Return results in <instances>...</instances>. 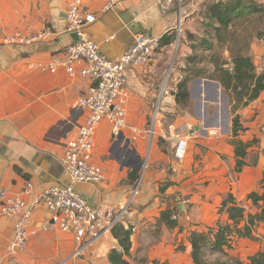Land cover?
<instances>
[{
  "label": "crops",
  "instance_id": "obj_1",
  "mask_svg": "<svg viewBox=\"0 0 264 264\" xmlns=\"http://www.w3.org/2000/svg\"><path fill=\"white\" fill-rule=\"evenodd\" d=\"M226 1L119 0L107 10L109 0H83V9L97 15L96 23L85 30L86 35L108 59L121 58L140 35L162 40V50L150 65L128 73L127 128L120 138H115L108 122H102L96 131L94 161L104 170L106 180L75 185L89 203L120 209L129 203L139 182L143 159L151 162L141 193L129 217H125V226L133 227L132 247L125 262L144 264V257L147 264H195L191 251L184 255L166 250L170 241L166 235L170 229L174 234L183 230L182 218L178 228H171L162 220L164 212H171V219L176 213L185 212L189 202L216 212L214 229L223 223L220 209L229 195L239 207H244L243 200L253 204L257 213L250 215L264 209V199L257 204L249 200L252 193L264 196V92L248 106L236 108L233 94L219 77L232 57L217 61L213 53L229 41L225 36L216 38L214 26L211 33L203 25L209 19L207 7ZM68 4L69 0H0V40L17 33L35 34L45 28L55 34L50 42L0 46V186L20 194L31 182L32 195L26 198L29 202L50 186L70 184L61 158L88 115L76 104L93 82L71 75L62 66L55 72L45 70L63 59L65 49L78 39L68 32ZM179 27L182 33L178 39ZM169 40L172 44H164ZM174 43L185 61L166 58L163 51ZM210 45L212 50H208ZM257 52V47L251 46L243 55L250 57L256 73L262 74ZM183 80L187 81L190 95L185 104L176 99ZM237 116L245 130L235 137ZM151 130L154 134L150 135ZM178 138L188 139L189 147L183 161L172 162L163 148L171 144L175 149L174 140ZM239 142L249 145L241 172L236 169ZM134 174L136 180L132 178ZM177 189L178 198L184 201L176 208L171 202L163 204L161 194H173ZM223 214L229 220L228 213ZM50 217L45 206L36 207L27 250L9 256L7 249L14 238L15 220L0 213V264L87 263V250L80 257L75 256L77 244L72 233L45 230ZM157 224L163 227V234L156 231L158 236L151 244L150 233ZM112 250L121 248L111 234L93 245L92 264H111Z\"/></svg>",
  "mask_w": 264,
  "mask_h": 264
},
{
  "label": "built area",
  "instance_id": "obj_2",
  "mask_svg": "<svg viewBox=\"0 0 264 264\" xmlns=\"http://www.w3.org/2000/svg\"><path fill=\"white\" fill-rule=\"evenodd\" d=\"M118 2L109 0L107 10L113 9ZM66 19L68 32L75 34L78 39L65 49L63 59L54 61L45 70L55 72L58 66H62L71 75L77 74L93 82V86L76 104L77 109L88 115L77 136L67 143L61 158L70 180L69 185L50 186L31 202L26 199L32 195L31 182L20 194L0 186V213L15 220L14 238L7 249L9 256H17L27 250L33 212L36 207L43 205L51 214L50 220L44 225L45 230L72 233L77 244L75 256L80 257L87 248L111 235L119 223L125 222L128 208L139 196L142 186V180H139L132 190L129 203L120 209L89 203L75 189L79 183L100 184L106 180L104 170L94 161L96 131L102 122H108L115 138H120L127 128L128 73L136 67L150 65L162 50V40L160 37L140 35L121 58L110 60L101 54L100 47L86 35L85 30L96 23L97 15L83 9V0H69ZM181 33V29H178V39ZM21 34L6 36L0 40V46L50 42L55 36L50 28L26 36ZM151 134H154L153 130ZM188 147V139L178 138L174 149L176 161L186 158ZM178 217L174 215L173 220L179 221Z\"/></svg>",
  "mask_w": 264,
  "mask_h": 264
},
{
  "label": "trees",
  "instance_id": "obj_3",
  "mask_svg": "<svg viewBox=\"0 0 264 264\" xmlns=\"http://www.w3.org/2000/svg\"><path fill=\"white\" fill-rule=\"evenodd\" d=\"M206 11L209 19L217 24V26L213 24L210 26H214L215 37L219 39L224 38V36L229 34L228 30L235 21L256 14L264 21L263 7L251 0H249V2H246L245 0H229L226 3H215L209 5ZM164 44L170 45L172 42L169 40L165 41ZM164 44L163 46H165ZM208 50H212L211 45ZM192 59L190 60L192 61ZM225 64L227 63H224V65ZM219 77L223 86L233 94V97L231 98L235 101L236 108L241 105L248 106L249 103L257 100L264 92V73L257 74L251 58L240 52L233 53L231 63L228 64L227 68L222 69V74H220ZM189 97L187 81L183 80L179 84L176 99L181 104H185V102L189 100ZM244 130V127L240 123V117L237 116L234 119V136H238V133ZM248 148L249 145L240 142L236 147L237 172H241L246 165L244 160ZM132 178L133 180H136L135 174ZM263 199L264 196H259L257 193L249 195V200H252L254 204H257ZM230 204L233 205L230 206ZM220 212L228 213L231 224L223 225L219 223L215 230L211 229L209 232L202 234H191V246L193 249L192 258L195 264H212L204 258L205 253H207L209 249L217 253H223L224 248L229 245L230 241L235 236L239 239H254L252 235L253 228L260 224H264V209L256 215H249L245 220L244 208L235 204L232 195H229L228 199L222 203ZM162 220L167 221V225L171 228H176V226H178V222L171 219V212H164L162 214ZM243 221H246V224L243 228H240L239 225ZM132 234L133 227L129 226V228H127L124 223H119L113 229L112 236L118 241L121 251H111L109 255V261L111 264H124L125 256L130 255ZM235 264L243 263L239 261ZM247 264H264V252L257 253L250 258V261Z\"/></svg>",
  "mask_w": 264,
  "mask_h": 264
},
{
  "label": "rangeland",
  "instance_id": "obj_4",
  "mask_svg": "<svg viewBox=\"0 0 264 264\" xmlns=\"http://www.w3.org/2000/svg\"><path fill=\"white\" fill-rule=\"evenodd\" d=\"M227 0L226 2H228ZM246 1V0H245ZM247 2V1H246ZM256 2V1H255ZM258 3V2H257ZM259 5H261L264 9V2H259ZM215 25V22L213 20L207 19L206 21L203 22V25L205 28H207V31H211V33H214L212 31V27L209 26L211 24ZM180 29V27H179ZM231 33H234V38L233 35L230 36V34H227L225 37L228 39V44L227 46L224 45V47H216L215 51L213 53H216V58L217 61H227L228 58L232 57L233 53H242V54H247V52L250 50L251 46L252 47H257L258 49V54H259V70L264 71V51L262 48H264V21L259 18V16L256 15H251L248 18H244L242 20L235 21L232 26L229 28ZM184 31V28H183ZM179 41V40H178ZM180 45V43H179ZM181 49L176 46V43L173 44V46L167 47L163 53H165L166 58L168 61H181L184 60L185 58H180V53ZM179 54V55H178ZM210 55V54H209ZM212 55V54H211ZM252 55H254L252 53ZM179 56L178 58H176ZM180 59V60H178ZM171 71V70H170ZM169 71V73H170ZM169 75V74H168ZM178 139H175L174 141L176 142ZM169 145V144H168ZM175 145V143H174ZM166 152V155L170 158V161H175L174 157V146L170 144V146H166L163 148ZM165 164V163H164ZM151 162L148 163V161L143 159L142 166H141V171L139 175V180H143L146 182V175L145 172L148 171V167L150 168ZM170 166V163H167L166 166ZM165 166V165H162ZM162 167H160L161 169ZM159 169V170H160ZM145 175V177H144ZM155 182V181H154ZM156 183V182H155ZM154 184H151L150 187L152 188ZM162 187V186H161ZM142 189V188H141ZM140 189V193H141ZM161 189V188H160ZM159 189V190H160ZM158 190V188H157ZM161 194V192L159 191ZM140 195V194H139ZM180 195V192L178 189L176 190L175 193L173 194H161V200L163 204H167L168 202H171L173 207H177L179 203L183 202L184 200L182 197L180 199L178 198ZM138 196L133 200V202L130 204L128 211L126 213V216L129 217L130 211L133 208L134 201ZM183 200V201H181ZM189 206H188V205ZM186 204V211L182 213H176L175 215H178V220L182 218L181 221V227L183 230L177 231V233L174 234V231L170 229L168 237H170V241H168L166 247L169 252L174 251V253L177 254H186L190 253L192 254V246H191V234L192 233H207L210 229L214 228L216 218L218 215L214 210H207V208L203 209L201 206L199 207L193 202H189ZM242 206H244V214H245V220L248 218V215L250 214H255V209H257L253 204H251L248 201H242ZM219 210V209H218ZM224 212L220 213V217L222 218L221 224L226 225V224H231V221L229 222L227 218V214H223ZM193 215V216H192ZM216 215V216H213ZM180 221V220H179ZM178 222V221H177ZM246 224V221H243L239 227L243 228L244 225ZM177 226L176 228H178ZM163 234V227L161 225L159 226L157 224L156 230H152L150 233V243H154V238H157L158 233ZM252 235L254 239H248V238H243L239 239L236 236L230 241L229 245L224 248L223 253H217L212 250H208L207 253H205L204 258L206 261L209 263L215 264V263H225V264H235L236 262L238 263L239 261L243 264H247L250 261V258L255 256L259 252H264V225H258L253 228ZM212 238V237H211ZM189 244V247L188 245ZM93 247V246H92ZM92 247L87 248V254L85 256L86 262L88 264H92V257H91V249ZM191 248V250H190ZM91 253V254H90ZM138 257V256H137ZM144 264H147V259L144 257L141 258ZM131 260V259H130ZM140 260V259H139ZM128 264H134L132 263L133 261H126ZM139 261H136V263ZM156 264V263H154Z\"/></svg>",
  "mask_w": 264,
  "mask_h": 264
},
{
  "label": "water",
  "instance_id": "obj_5",
  "mask_svg": "<svg viewBox=\"0 0 264 264\" xmlns=\"http://www.w3.org/2000/svg\"><path fill=\"white\" fill-rule=\"evenodd\" d=\"M124 264H128L127 262H124Z\"/></svg>",
  "mask_w": 264,
  "mask_h": 264
}]
</instances>
